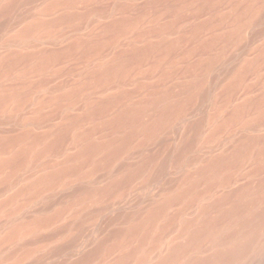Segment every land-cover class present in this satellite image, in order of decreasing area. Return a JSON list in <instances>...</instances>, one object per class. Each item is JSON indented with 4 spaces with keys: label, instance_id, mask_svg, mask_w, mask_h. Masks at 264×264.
Segmentation results:
<instances>
[{
    "label": "bare ground",
    "instance_id": "obj_1",
    "mask_svg": "<svg viewBox=\"0 0 264 264\" xmlns=\"http://www.w3.org/2000/svg\"><path fill=\"white\" fill-rule=\"evenodd\" d=\"M0 264H264V0H0Z\"/></svg>",
    "mask_w": 264,
    "mask_h": 264
}]
</instances>
